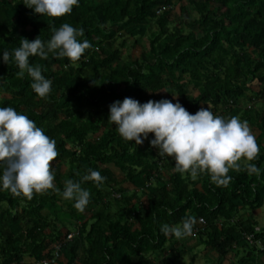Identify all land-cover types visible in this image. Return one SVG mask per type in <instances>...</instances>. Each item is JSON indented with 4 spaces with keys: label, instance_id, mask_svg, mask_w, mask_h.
<instances>
[{
    "label": "trees",
    "instance_id": "1",
    "mask_svg": "<svg viewBox=\"0 0 264 264\" xmlns=\"http://www.w3.org/2000/svg\"><path fill=\"white\" fill-rule=\"evenodd\" d=\"M23 2L0 0V107L56 141L55 187L81 182L90 203L80 212L53 190L30 200L0 191V264H188L201 246L217 256L214 264L230 253L238 258L230 264H264V251L244 237L258 226L246 215L264 206V171L249 175L242 164L230 169L227 186L207 173L193 180L174 171L172 157L159 158L154 134L136 146L108 122L109 106L126 97L175 103L174 94L191 114L210 105L214 115L248 122L260 148L250 163L264 170V0H79L63 17L40 16ZM64 23L82 28L79 39L91 47L75 63L30 57L52 81L40 98L27 73L17 75L12 50L21 38L48 41ZM89 169L105 178L102 187L82 181ZM189 216L197 221L192 236L160 232Z\"/></svg>",
    "mask_w": 264,
    "mask_h": 264
},
{
    "label": "clouds",
    "instance_id": "2",
    "mask_svg": "<svg viewBox=\"0 0 264 264\" xmlns=\"http://www.w3.org/2000/svg\"><path fill=\"white\" fill-rule=\"evenodd\" d=\"M23 4L40 16L63 17L72 13L79 0H24ZM83 35L82 28L64 23L53 29L46 42L39 37L32 41L21 38L20 46L12 50V59L19 69L17 75L23 77L27 73L33 91L40 98L47 97L52 81L42 74L39 65L30 63V57L47 59L52 54L75 63L91 47L88 40L79 39ZM9 60L5 49L2 62L8 65ZM178 97L173 94L175 103L167 98L145 103L130 97L117 100L109 106L108 122L115 125L122 139L136 146L154 134L150 145L158 149L159 158L172 157L174 171L189 174L193 180L207 173L217 186H227L232 179L228 175L230 169L239 170L242 164L249 175L264 171L250 163L258 157L260 148L246 120L214 115L210 105L191 114ZM58 155L56 141L34 121L13 107H0V191L30 200L34 193L53 190L63 199L75 201L74 207L83 212L90 203V192L81 187V182L66 180L62 192L54 185L52 162ZM104 179L99 171L89 169L82 181H93L100 188ZM196 223L189 216L178 226L162 224L160 232L166 238L183 239L192 236Z\"/></svg>",
    "mask_w": 264,
    "mask_h": 264
},
{
    "label": "rangeland",
    "instance_id": "3",
    "mask_svg": "<svg viewBox=\"0 0 264 264\" xmlns=\"http://www.w3.org/2000/svg\"><path fill=\"white\" fill-rule=\"evenodd\" d=\"M175 12L176 13L180 12L179 6L175 9ZM143 45H147L146 39L143 41ZM140 50H141V48H138L136 50L133 49L132 52L136 56V55L139 54ZM252 86H257V83L254 82L252 84ZM189 89L191 91L190 93H193V95H195V96L198 95V91L194 90L193 85H190ZM248 105H250V104H248ZM252 133L254 134V132H252ZM255 137H256V135H255ZM114 170L119 175V179L120 180L124 179V176L122 175V173L119 170H116V169H114ZM248 210H249L248 214L246 215L247 218L248 219L250 218L252 220V222L255 221L256 223H258V226L256 227L257 229H262L264 227V206L261 209H258V210H256V209L255 210L254 209L253 210L252 209H248ZM260 231L261 230H258L257 233L260 232ZM246 242H248V241H246ZM204 249H205L204 246L196 248L193 251V253H191V254L186 256V262L188 264H214V261L217 260V256L214 253H208ZM242 254H244L243 251H242ZM237 259L238 258L236 257L235 253H230L229 256H228L227 261L225 262V264H230L232 262H236Z\"/></svg>",
    "mask_w": 264,
    "mask_h": 264
},
{
    "label": "built area",
    "instance_id": "4",
    "mask_svg": "<svg viewBox=\"0 0 264 264\" xmlns=\"http://www.w3.org/2000/svg\"><path fill=\"white\" fill-rule=\"evenodd\" d=\"M114 196L121 197V194L114 193ZM200 222L204 223V220L201 219ZM258 230L260 229H257L256 232H253V233H245L244 237H245V240L248 241L251 245H255L259 249V251H264V235H257ZM195 232L197 233V230H195ZM72 237H73V234H70L68 236V239H71ZM59 247L60 246H58L57 249ZM50 263L52 262L51 261L42 262V264H50Z\"/></svg>",
    "mask_w": 264,
    "mask_h": 264
},
{
    "label": "crops",
    "instance_id": "5",
    "mask_svg": "<svg viewBox=\"0 0 264 264\" xmlns=\"http://www.w3.org/2000/svg\"><path fill=\"white\" fill-rule=\"evenodd\" d=\"M127 187L129 186V187H131L130 185H128V184H125Z\"/></svg>",
    "mask_w": 264,
    "mask_h": 264
}]
</instances>
